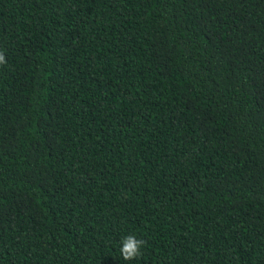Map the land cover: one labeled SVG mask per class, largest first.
Masks as SVG:
<instances>
[{
  "label": "trees",
  "instance_id": "1",
  "mask_svg": "<svg viewBox=\"0 0 264 264\" xmlns=\"http://www.w3.org/2000/svg\"><path fill=\"white\" fill-rule=\"evenodd\" d=\"M0 53V264H264V0H0Z\"/></svg>",
  "mask_w": 264,
  "mask_h": 264
},
{
  "label": "clouds",
  "instance_id": "2",
  "mask_svg": "<svg viewBox=\"0 0 264 264\" xmlns=\"http://www.w3.org/2000/svg\"><path fill=\"white\" fill-rule=\"evenodd\" d=\"M6 63L3 53H0V65ZM146 241L137 239L133 235H128L121 240V247L119 249L121 257L124 261H132L141 255V248L144 247Z\"/></svg>",
  "mask_w": 264,
  "mask_h": 264
}]
</instances>
